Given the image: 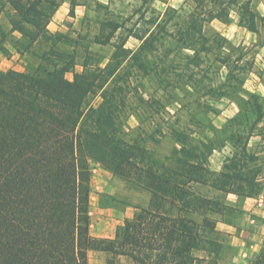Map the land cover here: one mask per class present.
Returning <instances> with one entry per match:
<instances>
[{
	"label": "trees",
	"instance_id": "16d2710c",
	"mask_svg": "<svg viewBox=\"0 0 264 264\" xmlns=\"http://www.w3.org/2000/svg\"><path fill=\"white\" fill-rule=\"evenodd\" d=\"M2 1L13 14L9 29L0 25V53H9L6 43L18 54L33 48L41 52L35 54L33 68L0 70V264H88L90 251L127 257L133 264H199L213 258L218 231L210 215L225 206L198 190L237 196L260 191L257 157L246 147L261 117L259 98L241 100L242 109L254 112L256 120L231 138L241 158L228 159L219 174L203 166L205 155L215 149L213 140L195 141L187 127L178 132L164 122L165 131L154 132L155 138L170 131L176 146L168 157L159 158L143 148L145 132L132 136L126 122L135 106L130 97L147 108L153 103L172 117L167 107L173 102H148L152 96L144 100L136 94L131 83L138 73L158 79L166 74L173 78L167 84L174 93L202 91L206 112L210 101L239 92L245 79L240 56L232 59L228 42L207 28L214 19L227 20L223 4L232 0H191L194 7L153 10V17L143 16L133 28L101 21L100 31L109 32L95 36V44L107 45L118 31L127 32L125 39L103 67L86 59L71 80L66 74L74 67L73 53L62 47L73 43L74 49L77 41L47 28L64 0ZM75 5L71 0L70 16ZM96 8L106 10L99 4ZM243 13L246 28L254 31V13ZM128 37L140 42L135 50L124 48ZM211 61L216 66L210 68ZM96 97L99 102L93 105ZM91 158L149 194L146 206H136L112 238L89 233ZM189 214L199 215L201 222ZM254 263L264 264V242Z\"/></svg>",
	"mask_w": 264,
	"mask_h": 264
},
{
	"label": "rangeland",
	"instance_id": "374dc122",
	"mask_svg": "<svg viewBox=\"0 0 264 264\" xmlns=\"http://www.w3.org/2000/svg\"><path fill=\"white\" fill-rule=\"evenodd\" d=\"M150 3L147 0H113V4L107 10H98L94 4L90 3L89 17L84 19L82 22H76L75 20H65L63 23L65 27L62 28L70 38L77 41L74 49L72 45L62 47L66 52H72L74 57V67L71 72L66 74L68 80L72 79L73 73H79L81 71V65L84 60H88L89 63H104L102 58L108 59L115 50V47L125 39L127 32L118 31L114 34L110 42L102 47L95 44V36H105L109 30L103 29L100 31L99 23L101 21L112 19L113 22H125L127 28H133V24H136L138 20V14L133 17V10L135 8L142 9V17L151 18L153 13L147 12ZM46 5L43 6V8ZM0 25L5 30L9 29V20L12 16V10L9 5L0 0ZM50 7H46L45 10ZM162 8V5H159ZM147 12V13H145ZM128 17H133L130 21ZM51 32V31H50ZM59 32V31H56ZM63 33V32H62ZM15 36H18L15 34ZM126 41V40H125ZM138 45L137 41L128 39L126 47L124 48H136ZM9 50L7 55L0 53V70H16L24 71L29 68L35 67L37 64L35 54L41 51L38 48H33L31 51L23 52L22 54L16 53L13 48L6 43ZM23 49V47H21ZM87 49V53L84 51ZM181 53H177L175 61L179 62ZM152 60L151 58H148ZM211 67L216 66L214 61H211ZM147 66L151 68L150 63L147 62ZM166 77L162 76L158 79L152 75L143 76L138 73L135 78H132L131 86L135 88L136 94L142 95L144 100L148 99V96H152L148 102L152 100H160L163 104L166 102H173L167 107L172 117L167 116L163 112V108L157 109L156 105L149 104L151 107H144L143 103H138L135 98H131L129 103L132 101L134 106L132 109V116L127 118V126L133 128L132 136L139 135L141 130L145 132L146 137L143 143V148L148 149L149 152H171L172 148L175 147L174 138L170 131H166L162 138H155L154 132L157 130L165 131L164 122H168L170 129H175L180 132L181 128L187 127L189 130V136L196 140L206 139L213 140L215 149L222 143L225 134H218V104L212 103L211 111L216 110V113L206 112V107L201 101V92L198 89L190 91L187 89L186 95H183L180 91L174 93L173 89L170 88L167 82H171L166 74ZM158 80V81H157ZM163 80V81H162ZM170 80V81H169ZM135 91L132 92V94ZM131 94V95H132ZM177 96V97H176ZM204 100V99H203ZM99 102V98H94L92 104L96 105ZM180 106V107H178ZM211 106V105H210ZM176 108L179 111H176ZM215 108V109H213ZM176 113V114H174ZM264 114V112H263ZM244 113H242L238 121L239 124L243 125ZM247 114H245V117ZM250 115V120L252 119ZM264 129V117L262 120ZM139 128V129H138ZM241 128V127H240ZM239 128V129H240ZM191 134H193V137ZM264 138V137H263ZM154 140V141H153ZM157 141V142H156ZM192 143V142H190ZM198 146L197 143H192ZM251 152H263L259 164L263 169L262 175L264 177V139L252 138L251 139ZM90 204H89V233L93 237L95 234H101L104 236H113L115 230L121 226L126 215H132L135 211L136 206H146L149 200V194L136 189L130 182H125L117 177L112 176L108 171L104 170L100 164L90 159ZM261 175V176H262ZM198 190V189H197ZM202 195L218 199V193L201 187L198 190ZM197 218V217H196ZM96 238V237H93ZM216 255L209 259V261L199 264H255V260L258 258L261 248L253 255H247L242 257L240 250L236 249L232 240L223 234L218 235L215 240ZM88 264H133L132 261L127 257L114 256L108 253L100 251L88 252Z\"/></svg>",
	"mask_w": 264,
	"mask_h": 264
},
{
	"label": "crops",
	"instance_id": "0c3cea01",
	"mask_svg": "<svg viewBox=\"0 0 264 264\" xmlns=\"http://www.w3.org/2000/svg\"><path fill=\"white\" fill-rule=\"evenodd\" d=\"M70 1L71 0H64L54 11L47 25L49 31L64 33L65 31L62 28H67L63 23L65 20L71 19L72 21L75 20L80 23L88 18L90 3L94 4L95 7L96 4L102 5L106 10L113 4V0H74L76 5L73 8V15L70 16ZM147 2L150 3L147 9V12L150 11V13H152L153 10H163L166 7L179 10L193 5L191 0H166L165 4L158 0H147ZM159 5H162V8H159ZM194 6L195 5H193V7ZM223 6L226 7L228 12L227 20L222 22L214 19L208 23L207 28L216 32L228 42V45L234 50L230 54L232 59L240 56V64L245 68L242 69L245 79L239 92L210 101L211 109L213 107L212 103L218 104V126H215L216 130L218 129V134L225 135L218 149H213L209 155H205L203 166L209 171L218 174L222 172L228 159L233 156L241 158L240 152H235L234 142L231 138L234 137L237 132L242 133L245 124L250 125L256 120L254 112L248 109H242L244 104L241 100L246 102L250 95L259 98L262 113L261 117L255 122L254 131L249 137L246 145L247 149L250 151L252 138L264 139L263 126H259L263 123L262 120L264 117V0H232L225 2ZM244 9L250 10L255 15L253 23L255 28L254 31H250L246 28L248 21L246 19L247 15H243ZM137 11L138 13H136ZM132 13L133 17L138 14L137 17L139 21L136 23L137 27L142 20V9L135 8ZM133 17H130V20H132ZM128 39L137 41L138 45L136 48L139 46L140 42L138 40L133 37H128L124 47H126ZM136 48L128 49L135 50ZM108 59L102 58L104 63H100L99 65L103 67ZM222 72L225 73V70H222ZM245 110L248 111L245 112ZM215 111L216 110H210L209 112L216 113ZM242 113H244L243 116L245 121L243 125L237 122ZM245 114H247L246 117ZM250 115L253 117L251 120ZM200 139L204 141L206 138L202 137ZM170 153L171 152H155L154 155L163 158L166 156L168 157ZM200 153L201 152H198V154ZM250 153H254L257 157L256 163L260 167V173L255 178V182L258 184L260 191L249 196H237L231 193L214 191L218 193L219 207L221 208V205L225 207L221 208V213L218 212V214L210 215V218L215 222V229L218 231V235L223 234L228 236L232 240L233 246L240 250L242 257H245L247 253L249 255L255 254L264 242V177L262 175L263 169L261 168V164L258 163L263 152ZM134 209L135 213L136 208ZM133 214L131 216L126 215L125 219H131ZM188 217L199 223L202 220L197 214H189ZM93 237L112 238L113 236L94 234Z\"/></svg>",
	"mask_w": 264,
	"mask_h": 264
}]
</instances>
